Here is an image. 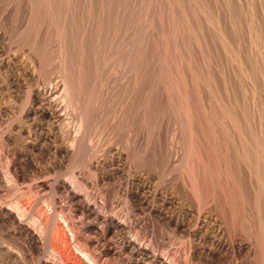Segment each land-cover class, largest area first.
Here are the masks:
<instances>
[{
    "label": "bare ground",
    "instance_id": "bare-ground-1",
    "mask_svg": "<svg viewBox=\"0 0 264 264\" xmlns=\"http://www.w3.org/2000/svg\"><path fill=\"white\" fill-rule=\"evenodd\" d=\"M172 1L176 11L183 15L186 14L184 0ZM111 2V0H105L104 4L96 6L92 0H88L87 10L90 13H92V10H96V18H100L102 21L109 20L114 12V5ZM83 4L86 3L84 2ZM202 4L203 2L201 5ZM146 5L148 4L146 3ZM25 6L28 14L26 13L27 11L23 12L27 14V20L25 22L26 24L23 25L25 29L23 26L22 27L25 31L32 29L36 37H38V34L44 27L49 26L48 19L50 16L54 14H63L64 20L59 27L61 34H59V38L57 37L59 39L58 48L55 52L53 51L54 53L50 52V57L47 53L45 55V52H48L47 49L43 53L44 55H41L42 52L39 51L40 46L46 41L45 36H41L45 39L44 42H42V40L41 43L40 41H34V39H36L35 37H33V39L28 35L26 36V34H24L26 32L23 33L22 31L26 39L29 37L35 43L37 42L35 47L38 43H41V45L38 46L37 53L39 52L41 53V57L43 56L42 59H40L43 64L41 65L39 61L40 64L39 66L37 65L36 71L39 73L38 76L40 77H38L33 84L28 82L29 78H32V72L28 75L27 72L23 74L16 73L10 65V61L0 59L1 82L5 87L7 86L8 89H14V93L19 92L21 89L25 90L23 103L25 108L21 110L23 111L21 113H23L25 120H30L29 126L26 127L27 129L22 128V124V129H13L14 127L10 128V126L9 128L6 127L8 129L2 128L3 130H0V261L7 264H22L23 259L29 256L36 257L37 260L35 264H58L56 262V257L62 261H60L61 264H68V262H72V264H249L247 260L240 258L242 253L248 256L253 250L247 233L249 230L245 227H249L245 223L249 215V209L247 210L246 207L249 200L241 193V188L248 185L251 186L252 190L254 187L256 189L255 191L253 190L252 196L255 202L252 216L255 218L256 226L259 230L263 252L261 263L264 264V161L260 162L249 158L246 142L240 135L237 136V144H233L232 157H230V159L226 157V146L223 142L227 132L221 124L223 119L226 118L229 125H232V127L235 126V115L232 111L228 110L225 115L226 117L217 115L214 112L215 110L213 111V109H210V104L200 97L199 91L202 85L198 84L195 86V84H193L192 61L185 51L183 43L180 41V45L183 47V49L181 48L183 50V56H180L178 65L165 68L167 69L166 72L169 75H174V77L168 80L166 79L165 81L169 82V80H172V83L174 82L173 85H175L176 93L180 99L181 114L184 123H186V136L183 138L184 144L192 150L202 170L208 172L213 180L223 182L225 186L223 190H225L226 195L224 197L225 200L224 198L223 200L226 201V199H228V203H226L228 207H225V209L228 208V210L219 217L215 216L212 210L207 209L206 211L205 208L202 211H197V208V212L187 209L184 211L185 213L183 215L181 213L183 210L181 209L184 206L182 207L181 205L179 206L182 208L179 210H181L180 214L182 216L177 214L179 210L175 211V214H171L168 212V206L174 205L172 198L163 196L162 193L157 191V188L151 189L149 186L151 184L147 185L142 177L131 176L125 178V176H123L125 173H122L123 170L121 171L118 168H113L115 163L120 162L122 157L121 154L116 153L117 157H111L109 160L102 159L104 156H100L102 157L100 159L92 158V152L90 153L85 146L82 147L83 141H80L78 136L72 135L73 129H71L66 122L70 115L69 110L72 104L77 101L82 90H84L95 78L94 68L88 64L87 59L90 56L87 54L90 52H86V41L93 25L85 24L86 28L84 27L82 35L79 36L80 40L78 42L75 41L77 42V44L75 43L77 46L78 43L80 44L79 49L81 53L80 58L77 57L80 60L78 61L76 59L78 62L73 63L70 61L72 56L71 51L73 53L76 49L70 50V48H68L71 42L69 41V44L68 41L66 42L67 33L65 32L66 28L69 26L68 18L71 16L69 6L63 4L57 5L53 0H26ZM228 15L230 16V10H228ZM251 17H253L252 14ZM123 18L122 21H124ZM90 19L91 18H89V20ZM252 19V33L255 38H257L259 34L258 23L256 24ZM121 22L119 24H121ZM124 23L122 22V24ZM106 24L107 23H105V25ZM98 25H100V23ZM196 25L200 45L206 51L207 43L202 31L203 24L201 25L197 22ZM19 26L17 29L21 27ZM12 29H14V27ZM108 29L110 28L108 27ZM15 30L11 31L16 33L17 30ZM119 30L120 28L117 29V31ZM216 30L220 38L225 37V34H223L224 26L221 25L219 20L216 21ZM167 31L170 32L171 37L174 39V31L176 30L173 20L168 23ZM13 34L10 33V37H13ZM18 36L21 37V34L16 35V39H18ZM12 39L14 41L16 40L15 38H11V40ZM20 39L16 41L21 44V40L23 39ZM47 39L49 40V38ZM70 40L72 41L73 39L70 38ZM26 43L27 42H24L25 45ZM73 43L72 41V45ZM31 44L34 46L33 42L29 45L32 46ZM21 45H23V43ZM72 45L69 47H75ZM170 45L175 48L176 42L173 40V42L170 43V37L168 36L165 46L166 48H170ZM48 46L46 48H48ZM79 49L77 48V50ZM30 50L31 48L29 52L33 51ZM86 55L88 57H86ZM44 56L48 57L50 61ZM43 58L49 61L47 62V60H44L46 65L47 63L49 65L53 58H57L58 64L56 65L57 60L55 59L52 61H55V65L52 67L55 73H61L59 78L62 77V79L59 83H54V85L51 86V80L47 77L46 73H43V70H45ZM71 60H73V56ZM102 72L105 73V71ZM106 73L108 74L107 71ZM143 73L144 69L138 64L134 69L132 78L133 87L140 84ZM101 75L100 73V76ZM104 75L101 76L102 79ZM110 75L108 74L107 77ZM116 76L117 75H115V77ZM41 80L45 82L43 84H46V86L41 87L39 85V81ZM100 80L99 78V81ZM107 82L108 80H106V83ZM91 90H94V88ZM194 92L198 94L196 103L193 99ZM249 92L252 98H254L255 90L252 85ZM168 93L170 95V90ZM169 95L168 98H170ZM195 105H197V107ZM103 107V114L101 111V115H105L104 113L107 111H104L107 109V106ZM101 108L97 111L101 110ZM255 111L257 114L258 126L260 128L262 113L258 110ZM98 115L100 114L98 113ZM98 115L95 114L93 116H95L96 119ZM19 118L20 117L16 119L18 120ZM20 119L22 120V117ZM43 121L45 122V126L40 123ZM97 121L99 122V120ZM65 123L66 126L62 128L61 126ZM25 124L26 123H24V125ZM98 126L100 127V125ZM82 128H84V126ZM96 130L98 129L96 128ZM81 137H83V135L79 138ZM83 138L85 139V137ZM205 146L207 149L210 148L220 153V159L213 163L212 167H209V164L202 159V154H205ZM221 148H223V151ZM64 163L70 166V170L62 172L61 166ZM126 163L127 162H125V164ZM78 169L81 172H78ZM187 178L189 189L197 196L194 178L190 174L187 175ZM110 185L115 186L116 196L113 201L108 202L104 194L106 187ZM246 195L247 194H245V196ZM156 200L160 201V206H154L151 203ZM196 203H198V201ZM221 203H223V201H221ZM213 205L215 204L213 203ZM215 206L214 208L217 207ZM217 209H215V211H217ZM219 213L220 209L218 211V214ZM143 215L150 216L156 221L168 226H165L166 228L171 227V231L179 237V240L182 241V239H185L187 241V254L180 256L176 254L177 252L175 254H170L166 250H157V247L155 248V245L153 246L150 240L146 239L144 237L145 235L142 236L141 232L136 229L138 226L131 229L130 224L132 218L138 217L140 219L139 216L144 218ZM74 221L81 227V231L89 232L92 235L91 238L84 240L86 243L84 242L82 244L80 240H78L77 232H79V230L76 232L77 224ZM60 222L62 224H59ZM69 222H74L75 224L69 225ZM61 225L70 232L71 238L73 239L72 244L74 246L72 248H75L81 260L69 253L71 244L68 243ZM236 230L241 231V238L238 235L236 236ZM59 248L66 253L65 257L58 251ZM14 250L18 254L15 253ZM45 254L47 255L46 258Z\"/></svg>",
    "mask_w": 264,
    "mask_h": 264
},
{
    "label": "rangeland",
    "instance_id": "rangeland-1",
    "mask_svg": "<svg viewBox=\"0 0 264 264\" xmlns=\"http://www.w3.org/2000/svg\"><path fill=\"white\" fill-rule=\"evenodd\" d=\"M53 1L57 5L63 4L69 6L71 11V16L68 18L69 26L65 31L67 33L66 42L68 41L69 44L70 41V44L72 45L73 41L74 43L72 46H75L69 47L71 46L69 44L68 48H70V50H74V48L76 49L73 53L71 51V55L73 56V60H71L72 56L70 55L71 62L76 63L80 60V44L78 43V46L76 44L80 40L79 36L82 35L84 27L86 28L87 24L93 25L88 35L89 40L87 39L86 41V52H90L87 54L90 56L88 57L86 55V57H88V64L94 68L95 78L93 77L94 80L82 90L77 101L72 104L73 108L71 106L72 109L70 108L69 110L70 115L66 123H68L71 129H73L72 132L74 134L72 133V135H75L76 137L78 136V139L83 141L82 147L85 146L90 153L92 152V158L100 159L104 156L102 159L109 160L111 157L116 158V153L121 154L122 157L120 162L115 163L116 165L114 164L113 168H118L121 171L123 170L122 173H128L126 175L123 174L125 178L131 176L142 177L147 185H152H149L151 189L157 188V191L162 193L163 196L172 198L174 205L168 206L169 213L175 214V211L181 209L183 206L184 207L181 209L183 211L181 212V210H179L177 214H180L181 212L184 215V211L187 209H191L192 211L195 210L194 212H197L202 211L204 208L206 211L207 209L212 210L217 217L222 213H226L228 208L225 209V207H228L226 204L228 203V199L224 201L226 192L223 190V188L225 189L223 182L213 180L208 172L205 171V173L192 150L184 144L183 138L186 136V123H184L182 118L180 99L176 93L175 85H173L174 82L172 83V80H169V82L165 81L166 79H171L174 75H169L165 68L178 65L180 56H183L182 49L185 47V51L192 61L193 84H195V86L198 84L202 85V88L199 91L200 97L210 104V109H213V111L215 110L214 112L217 115L226 117L225 115L228 111H232L235 115V126L232 127V125H229L226 118L223 119L221 124L227 132L223 142L226 146V157L229 159L232 157L233 144H237L236 139L237 136L240 135L246 142L249 158L263 162L264 0H184V6L186 8V14L184 15L176 11L175 5L172 4V0H111V3L114 5L113 16L109 20L103 21L100 20V18H96V10H92V13L88 12V0ZM92 1L96 6L105 3V0ZM84 2L86 4H83ZM202 2L203 4L201 5ZM146 3L148 5H146ZM6 5H9L8 8ZM25 5L26 0H0V59L10 61L13 71L16 73L23 74L27 72L28 75L32 72V78H29L28 82L33 84L37 78L40 77L36 70L41 62L40 59L43 57H41V55H44L43 53L47 49L49 53L46 51L45 55L47 53L49 56L50 52H55L58 48V38L60 37L59 34H61L59 27L64 20V17L63 14H54L57 16H50L48 19L49 26L44 27V29L38 34V37H36V34L32 29L28 30L29 33L24 30L25 27L23 25L26 24L25 22L28 14ZM228 10H230L231 17L228 15ZM23 12H26L27 14ZM115 13L117 17L115 16ZM251 14L253 17H251ZM89 18L91 19L89 20ZM122 18L125 23L122 21ZM251 19L254 20L256 24L258 23L259 34L257 38H255L252 33L253 28ZM119 20L124 24H122V22L119 24ZM172 20L176 30L174 31V39L171 37L170 32L167 31V25ZM217 20H219L221 25L224 26V38H220L216 30ZM197 22L201 25L203 24L202 27L204 29L202 28V31L207 43L206 51L202 48L199 42L196 25ZM99 23L100 25H98ZM105 23H107L106 25L108 26H106ZM18 26L20 28L17 29ZM13 27L14 29H12ZM108 27L110 29H108ZM116 28H120V30L117 31ZM11 30H15L16 33ZM22 31L23 33L26 32L24 33L26 36L28 35L31 38L35 37L36 39L33 38L34 41L41 42L43 40L42 42H44L45 39L46 41L43 45H41L42 42L38 43L36 48L35 45L37 42L35 43L29 37L26 39V36L23 35ZM10 33H14L12 35L13 37H10ZM15 34H21V37H17L18 39H26L24 41L20 39L24 46L21 45L22 43L20 44L16 41L18 39H16ZM41 36H45V39ZM168 36L170 37V43L173 42V40L176 42V49L171 45L170 48H166L165 42ZM11 38H15L16 40H11ZM47 38H49L51 42ZM70 38L73 40L71 41ZM30 41L34 43V46L33 44H31L32 46L29 45L31 43ZM180 41L183 43V47L180 45ZM24 42H27L26 45ZM46 42H50L48 43L49 46ZM27 45L31 48L30 51L33 50L32 52H29L30 48ZM38 46H40L39 51L42 52V54L39 52L37 53ZM47 46L48 48H46ZM77 48L79 50H77ZM45 58L49 60L48 57ZM55 59L57 60V58H53V60ZM76 59L78 61H76ZM44 60L45 59L43 58V62ZM48 60L47 62L50 61ZM52 61L49 65L55 62ZM42 64L43 63L41 62V65ZM57 64L58 60L56 61V65ZM138 64L142 66L144 73L140 84L133 87L132 78L134 75V69ZM49 65L48 63L46 65L44 62L45 70H43V73H46L47 77L51 80L52 83H50L52 86L54 83H59L62 77L59 78L61 73H55L53 70L55 63ZM102 71H105V73L107 71L108 74L111 75L107 77L108 74H105ZM100 73L106 75L103 76L104 80L101 78L102 75L100 76ZM115 75L117 76L115 77ZM99 78L102 80V83L101 80L99 81ZM105 79L108 80L107 83ZM43 83L45 82H42V80L39 81L41 87L46 86V84ZM251 85L255 90L254 98H252V95L249 92L251 90ZM93 88L94 90H91ZM97 88L101 89L98 90ZM169 90L170 95L168 93ZM14 91V89L10 90L7 86L5 87L0 78V130H3L4 128L8 129L10 126V128L14 127L13 129H27L26 127L29 126L30 120H25L23 113H21L23 112L21 110H24L23 108H25V105L23 104L25 90L21 89L16 93H14ZM168 95L170 98H168ZM197 96L198 94L194 92L193 99L195 103ZM103 106H107V109L104 110H107L104 113L105 115H101V111L104 108ZM195 106L197 107V105ZM100 108V112L97 111ZM255 110L261 111L262 113V123L260 128L258 126ZM97 112L100 115H98ZM94 113L98 115V117L96 116V119L99 120V122L95 119V116H93L95 115ZM15 117H22V120L20 118L17 120ZM24 123L26 124L24 125ZM40 123L45 126L44 121ZM66 123L61 127L64 128ZM79 125L80 130L78 129ZM98 125H100V127ZM81 126H84V128ZM96 128L98 130H96ZM84 130L89 131L86 132ZM82 135L85 139L83 137L79 138ZM208 149L205 146V154H202V159L209 164V167H212V164L220 159V153L216 150L213 151L210 149V151ZM221 150L223 151V148H221ZM125 162L127 163L125 164ZM61 170L62 172L65 170L68 171L70 170V166L67 163H64L61 166ZM78 172L81 171L79 170ZM189 174L192 175L196 183L197 196L189 189L187 178V175ZM253 190H256L255 187ZM253 190L251 186L248 185L241 188V193L245 198H248L247 200H249L246 204L247 210L249 209V215L245 221L249 227H245L249 230L247 233L253 250L248 256L245 253H242L240 258L247 260L249 264H263L261 263L263 252L258 232L259 230L256 226V220L252 216L254 210L253 205L255 203L254 198L252 197ZM115 194V186L110 185L106 187L104 196L108 202L115 199ZM245 194L247 195L245 196ZM196 200L198 203H196ZM221 201H223V203H221ZM151 203L154 206H160V201L156 200ZM213 203L217 207L213 205ZM214 206L216 208H214ZM215 209H217V211H215ZM219 209L220 213L218 214ZM139 217L140 219L138 217L132 218L130 224L131 229L138 226L136 229L141 232L142 236L145 235L144 237L150 240V243L153 246L155 245L157 250H166L170 254H175L177 252L176 254L180 256L187 254V241L185 239H182V241L179 240V237L171 231V227L166 228L168 226L147 215H143L144 218H141V216ZM74 222L76 223V221ZM74 222H69L68 224H75ZM59 224L62 223L60 222ZM61 226L64 229V234L68 243L71 244L69 247V253L81 260L75 248H72L74 246L72 244L73 239L71 238L70 232H68L63 225ZM80 229L81 227L77 224L76 232L79 230V232H77V237L83 244L84 242L86 243L84 240L91 238L92 235L89 232H84ZM235 232H237L236 236L238 235L240 238L242 237L240 230H236ZM2 245L5 246L4 244ZM58 251L65 257L66 253H64L62 249L59 248ZM14 252L17 253L15 250ZM46 256L47 255L45 254V258ZM36 260V257L28 256L23 259L22 264H35ZM60 261L61 260L56 257V262L58 264H61L62 261ZM0 264L7 263L0 261ZM68 264H72V262H68Z\"/></svg>",
    "mask_w": 264,
    "mask_h": 264
}]
</instances>
